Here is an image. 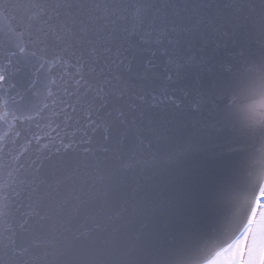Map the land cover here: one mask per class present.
<instances>
[{
	"label": "water",
	"instance_id": "obj_1",
	"mask_svg": "<svg viewBox=\"0 0 264 264\" xmlns=\"http://www.w3.org/2000/svg\"><path fill=\"white\" fill-rule=\"evenodd\" d=\"M264 151V0H0V264H189Z\"/></svg>",
	"mask_w": 264,
	"mask_h": 264
},
{
	"label": "clouds",
	"instance_id": "obj_2",
	"mask_svg": "<svg viewBox=\"0 0 264 264\" xmlns=\"http://www.w3.org/2000/svg\"><path fill=\"white\" fill-rule=\"evenodd\" d=\"M21 196L14 174L0 171V206ZM189 264H264V151L217 199L214 227Z\"/></svg>",
	"mask_w": 264,
	"mask_h": 264
}]
</instances>
